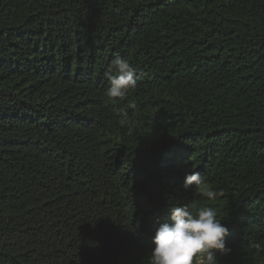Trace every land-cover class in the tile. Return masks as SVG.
<instances>
[{"label": "trees", "instance_id": "1", "mask_svg": "<svg viewBox=\"0 0 264 264\" xmlns=\"http://www.w3.org/2000/svg\"><path fill=\"white\" fill-rule=\"evenodd\" d=\"M187 204L264 264V0H0V264H148Z\"/></svg>", "mask_w": 264, "mask_h": 264}, {"label": "clouds", "instance_id": "2", "mask_svg": "<svg viewBox=\"0 0 264 264\" xmlns=\"http://www.w3.org/2000/svg\"><path fill=\"white\" fill-rule=\"evenodd\" d=\"M114 67L109 70L107 97H125L137 85L138 76L130 63L117 56ZM135 107V105H132ZM127 116V112H122ZM204 183L199 172L186 175L184 188ZM209 200L216 198V192L205 193ZM192 205L171 209V223L161 224L152 238L148 254V264H217L216 253L227 254L226 237L228 229L217 219L212 207H202L196 211Z\"/></svg>", "mask_w": 264, "mask_h": 264}]
</instances>
